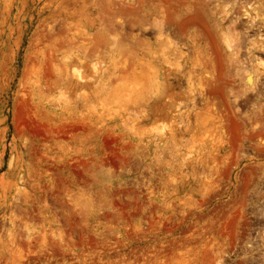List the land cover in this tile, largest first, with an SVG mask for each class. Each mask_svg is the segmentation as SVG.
Instances as JSON below:
<instances>
[{"label": "rangeland", "instance_id": "obj_1", "mask_svg": "<svg viewBox=\"0 0 264 264\" xmlns=\"http://www.w3.org/2000/svg\"><path fill=\"white\" fill-rule=\"evenodd\" d=\"M0 264H264V0H0Z\"/></svg>", "mask_w": 264, "mask_h": 264}, {"label": "crops", "instance_id": "obj_2", "mask_svg": "<svg viewBox=\"0 0 264 264\" xmlns=\"http://www.w3.org/2000/svg\"><path fill=\"white\" fill-rule=\"evenodd\" d=\"M100 12H118V10L116 11L115 10V8L113 7V8H110V7H108V6H106V5H104V4H102L101 5V8H100ZM200 14H198L196 17H195V23L196 24H200V22H203V17H201L200 18ZM118 20V19H117ZM208 24H211L210 23V21L208 22ZM261 171H263V170H261Z\"/></svg>", "mask_w": 264, "mask_h": 264}]
</instances>
